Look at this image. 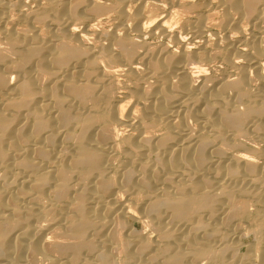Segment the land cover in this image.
Returning a JSON list of instances; mask_svg holds the SVG:
<instances>
[{
	"label": "bare ground",
	"instance_id": "1",
	"mask_svg": "<svg viewBox=\"0 0 264 264\" xmlns=\"http://www.w3.org/2000/svg\"><path fill=\"white\" fill-rule=\"evenodd\" d=\"M33 1L0 0V264H264V0Z\"/></svg>",
	"mask_w": 264,
	"mask_h": 264
},
{
	"label": "rangeland",
	"instance_id": "2",
	"mask_svg": "<svg viewBox=\"0 0 264 264\" xmlns=\"http://www.w3.org/2000/svg\"><path fill=\"white\" fill-rule=\"evenodd\" d=\"M102 0H100V2H101ZM191 1H193L194 2V0H191ZM195 2H198L197 0H195ZM201 1H199V3H200ZM27 3H28V5L30 6V7H34L35 8V6H36V4H35V2L33 1V0H27ZM103 4H110V1H108V0H106V1H103ZM216 6V4H213V5H211V8L209 9V11H204V13L205 14H207V15H209L208 16V20H207V22H208V26H209V31H212L211 33L210 32H208V35L206 36L207 37V39H209L208 40V42L209 43H211V42H213L214 41V39H219V41H220V43L222 44L223 43V41H221V40H223L222 38L224 37V35H226L227 33H229L227 30H225V29H222L220 26H218L219 25V23H220V21H221V14H219L218 13V11H221V9L219 8V7H215ZM179 10V9H178ZM214 10V11H213ZM153 11H154V9H153ZM155 12H156V10H155ZM182 11L180 10V13H181ZM111 13V14H110ZM209 13V14H208ZM210 14H211V16H210ZM219 14V15H218ZM180 15V14H179ZM182 15V16H181ZM181 15L180 16H178L177 18L174 16L173 18L174 19H172V21H171V24H170V27H172V29L173 30H175V31H179V30H181L182 28H183V24H182V20L180 19L181 17H182V19L184 18V17H186L187 16V14L184 12H182L181 13ZM107 16H108V18H112L113 17V12H107V13H105V14H103L102 16H100V17H102V18H107ZM184 16V17H183ZM210 17V18H209ZM177 19V20H176ZM212 19V20H211ZM112 21H113V18L111 19V22L110 21H107V22H105V23H101V24H99L98 22H93L92 23V25H94L96 28H102V27H104V28H109L110 27V25H108V24H111L112 23ZM211 21V22H210ZM180 22V23H179ZM218 23V24H217ZM173 24V25H172ZM98 25V26H97ZM182 25V26H181ZM108 26V27H107ZM212 26H213V28H212ZM215 27H219V28H215ZM178 28V29H177ZM244 28H246L245 30L246 31H248V26L247 25H244ZM222 29V30H221ZM220 30V31H219ZM213 31H215V32H213ZM217 31H219L218 33H216ZM222 31H223V33H222ZM221 32V33H220ZM210 33V34H209ZM213 33H214V35H213ZM226 33V34H225ZM215 34L216 35H219L218 37L217 36H215ZM221 34H222V36H221ZM224 34V35H223ZM187 35V36H186ZM234 35V34H233ZM186 36V37H185ZM184 37L186 38V39H188V37L190 38V35L188 34V33H185V35H184ZM215 37V38H214ZM151 38V39H150ZM148 39V40H147ZM156 39V40H155ZM146 41L149 43V44H154V45H157V44H160V43H163L164 41V43H168L169 45H171V43H170V39L168 40L167 38H164V37H162V36H158V35H154L153 37H146ZM160 42V43H159ZM219 43V42H218ZM217 63V64H216ZM221 64H219L218 63V61L217 62H215V65L212 63L209 67H207V69L209 68V70H206V71H208V72H206L207 74H208V76H210L211 78H214V79H227L228 77H229V75H230V73H229V71L228 70H226L225 68H224V66L222 65L221 67ZM212 66H214V67H212ZM212 67V68H211ZM217 67H218V69H217ZM214 68V69H213ZM212 69V70H211ZM228 72V73H227ZM220 74V75H219ZM227 75V77H226V75ZM224 76V78H221V77H223ZM217 76H218V78H217ZM122 133H123V131H122ZM125 133V132H124ZM127 133V132H126ZM125 133V134H126ZM245 140H246V142H245ZM241 141L243 142V143H246V144H254L255 142H252V141H250V140H248V139H245V138H241ZM249 141V142H248ZM134 228H135V230L136 231H140V232H143L144 233V230H145V232H149V229H148V227L144 224V223H141V222H136L135 223V226H134ZM143 230V231H142ZM250 235H252V234H248V236H249V238L252 240V239H254L253 238V235H252V237L250 236Z\"/></svg>",
	"mask_w": 264,
	"mask_h": 264
}]
</instances>
